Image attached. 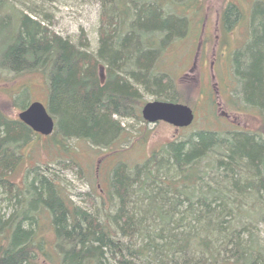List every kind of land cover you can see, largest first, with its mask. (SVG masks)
<instances>
[{
  "label": "trees",
  "instance_id": "1",
  "mask_svg": "<svg viewBox=\"0 0 264 264\" xmlns=\"http://www.w3.org/2000/svg\"><path fill=\"white\" fill-rule=\"evenodd\" d=\"M98 1L99 47L93 55L82 49L83 41L78 48L45 27L36 18L40 9L25 14L0 0V28L6 21L4 29L11 28L6 38L12 40L0 57V73L46 71L45 107L55 121L50 137L120 155L116 144L125 131L112 115L142 121V94L193 108L202 92L194 83L173 89L168 75L154 76L150 70L187 32L186 15L177 17L174 11L180 2ZM200 1L185 0L180 8L199 14ZM251 23L263 51L264 0L254 1ZM244 56L243 51L232 56L229 84L236 87H223L221 93L232 94L229 103L254 126L258 123L255 130L219 126V132L199 131L168 142L142 164L117 162L108 173L107 191L86 203L87 209L74 205L39 167L31 169L24 188L11 182L20 149L39 136L18 116L10 118L14 101L1 102L0 194L14 204V212L0 214V264H264L259 230L264 227V55L254 61ZM100 63L106 67L103 85ZM238 96L244 99L241 105L235 103ZM208 104L210 113L213 103ZM15 106L24 111L29 105ZM43 221L51 230L49 240L39 230Z\"/></svg>",
  "mask_w": 264,
  "mask_h": 264
},
{
  "label": "rangeland",
  "instance_id": "2",
  "mask_svg": "<svg viewBox=\"0 0 264 264\" xmlns=\"http://www.w3.org/2000/svg\"><path fill=\"white\" fill-rule=\"evenodd\" d=\"M6 1L25 14H29V10L40 9L41 12L36 18L44 20V25L51 32L78 48H81L80 42L83 41L86 48L82 49L87 53L96 55L99 47L102 14V6L98 0H54L51 3L42 0ZM254 1L201 0L199 14H192V9L180 8L186 4L185 0H175L176 3H181L180 7L174 9L177 17L181 16L180 13H184L186 15L184 17L188 20L185 23L187 32H185L184 37L174 43L172 51L170 48L164 53L156 71L168 75L173 89L182 86V83L184 85L194 83L196 90L199 88L200 92L205 94L199 96V100L193 108L188 106L195 114V121L192 126L187 129L175 130L163 123L148 125L142 119V121H124L122 126L125 132L121 137L122 141L116 144L117 148L121 147L120 155L108 154L109 152L105 149L100 150L89 143L76 139L59 144L57 143L58 136L56 138L33 137L20 149L21 163L11 174V182L19 188H24L31 180L29 176L31 169L39 167L40 172L45 177L61 185L64 193L74 205L87 209L86 203L97 201L98 196L107 191L108 173L117 162H124L130 166L142 164L153 151L160 149L168 142L182 141L185 137L199 131L219 132V126L227 130L233 128L240 131L255 130L258 123L254 126L252 122L244 118L245 116L237 114L235 112L236 107L229 103L232 94L225 92L227 89L233 88V84L235 85L234 88L236 87L234 82L229 84L233 76V73L230 75V66H234L231 60L234 54L243 51L244 57L249 61H254L258 55H264V50L261 51L258 42L256 43L253 23H251ZM171 8L168 6L169 10ZM239 17L244 22H240ZM202 18H204V22L201 25ZM233 21H236L234 27L226 31L227 25ZM3 22V27L0 28V57L8 43L12 41L6 38L11 28L8 27V30H5L6 21ZM206 35L211 38L210 44L205 43ZM219 35L224 40L220 46L215 42ZM256 36L260 37V34H256ZM251 42H253V46L246 49V46H250ZM222 45L225 47L219 52V59L223 60L216 59L214 69L212 71L211 68L210 71L209 62L212 61V54L215 53L217 56V51ZM244 57L239 61L241 63L240 72L242 73L247 65L243 61ZM194 59L195 68L193 70ZM99 66L104 68L105 75L106 67L102 63L98 64ZM47 75L46 71L36 75L19 76H15L12 71L0 73V103L3 101L15 102H13L14 105L11 104L12 110L9 115L12 120L16 119L21 112V109L15 104L24 106L29 103L40 102L42 105H46ZM217 76H219V85L217 84ZM221 83L224 90L227 88L223 96L220 94V90L223 89V87L220 88ZM209 90L212 91L213 100H211ZM207 96L209 97L207 98ZM242 100H244L243 97L238 96L235 103L241 105ZM152 101H156L154 96L142 94L140 106ZM209 102H213V109L210 113L206 111ZM221 113L228 114V119H223ZM246 116H251V114ZM142 133L145 135L140 138L143 139L141 142L138 137ZM96 206L94 210L91 209L93 213L96 211ZM13 212L14 204L8 202L0 194V214L7 217ZM39 230L46 239L52 238L51 230L45 221ZM259 230L264 232V227H260ZM263 236L262 233L261 237L263 238Z\"/></svg>",
  "mask_w": 264,
  "mask_h": 264
},
{
  "label": "water",
  "instance_id": "3",
  "mask_svg": "<svg viewBox=\"0 0 264 264\" xmlns=\"http://www.w3.org/2000/svg\"><path fill=\"white\" fill-rule=\"evenodd\" d=\"M98 78L100 84L103 85L105 75L104 68L101 66L98 68ZM18 118L34 134L47 137L54 130V120L41 103L31 104L19 114ZM141 118L148 125L164 123L179 130L192 125L194 113L188 106L183 104L152 101L142 107Z\"/></svg>",
  "mask_w": 264,
  "mask_h": 264
},
{
  "label": "flooded vegetation",
  "instance_id": "4",
  "mask_svg": "<svg viewBox=\"0 0 264 264\" xmlns=\"http://www.w3.org/2000/svg\"><path fill=\"white\" fill-rule=\"evenodd\" d=\"M223 23V22H222ZM220 27H221V31L223 32V27H222V25H221V23H220ZM229 29H226V31H228ZM200 37V36H199ZM198 38V37H197ZM199 39V38H198ZM210 41H211V38H208L207 37V35L205 36V43H207V44H210ZM215 42H216V44L217 45H221L223 42H224V40H223V38L219 35V37L215 40ZM200 43V42H199ZM225 46H221L220 47V50H218L217 51V56H215V53H213L212 54V61L211 62H209V69H210V71H211V68H212V71H213V69H214V65H215V60L216 59H219V52L220 51H222V49L224 48ZM196 57V56H195ZM223 59H219V61H222ZM194 62H195V59H194V61H193V65H192V68H193V70H194V68H195V65H194ZM221 73L223 74V76H224V73L221 71ZM217 84L219 85V76H217ZM222 81H223V78H222ZM223 86H222V83H221V86H220V88H222ZM223 90V89H222ZM222 90H220V91H222ZM209 93L211 94L210 95V97H211V100H213V97H212V91H210L209 90ZM220 94H222L221 92H220ZM218 95H219V91H218ZM213 103V102H212ZM219 109V108H218ZM221 115V117L223 118V119H228V114H225V113H221L220 114Z\"/></svg>",
  "mask_w": 264,
  "mask_h": 264
},
{
  "label": "bare ground",
  "instance_id": "5",
  "mask_svg": "<svg viewBox=\"0 0 264 264\" xmlns=\"http://www.w3.org/2000/svg\"><path fill=\"white\" fill-rule=\"evenodd\" d=\"M239 15V14H238ZM238 20H240V22H244V20L241 18V17H239V19ZM236 24V21H233V22H231V24H228L227 25V29H231V28H233L234 27V25ZM44 25V24H43ZM45 26V25H44ZM46 27V26H45ZM48 28V27H47ZM100 67V66H99ZM98 66H97V68H99ZM154 67V64H153V66H151V68H150V70H152L153 72H154V76H156V73H157V71H156V68H153ZM30 72H28V73H30V74H32V75H36V72L37 71H35V69H33V68H31L30 70H29ZM141 100H142V97H141ZM145 104H143L142 106H140V110H139V113L141 112V110H142V107L144 106ZM237 105V104H236ZM238 105H239V103H238ZM112 118L113 119H115V120H117V121H119V124H120V127L122 128V129H124V127L122 126L123 125V122L124 121H132V120H134V118H132V117H125V118H119V117H117V116H115V115H112ZM124 131H125V129H124Z\"/></svg>",
  "mask_w": 264,
  "mask_h": 264
}]
</instances>
